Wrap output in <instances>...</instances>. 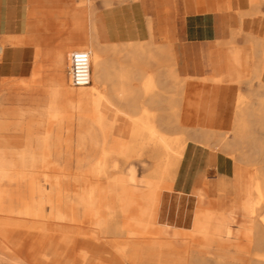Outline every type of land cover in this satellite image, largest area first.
Wrapping results in <instances>:
<instances>
[{
	"label": "bare ground",
	"instance_id": "obj_1",
	"mask_svg": "<svg viewBox=\"0 0 264 264\" xmlns=\"http://www.w3.org/2000/svg\"><path fill=\"white\" fill-rule=\"evenodd\" d=\"M249 3V10L239 12L242 19L264 14V0ZM89 35L91 83L74 87L69 78L68 86L97 93L90 116L103 127L108 149L96 158L65 150L69 139L51 138L69 114L84 111L86 101L78 99L74 109L63 112L53 98L41 153L27 160L22 149L0 151L5 164L0 167V264H264V141L256 136L264 132V102L254 108L238 95L229 131L200 128L187 110L198 113L201 92L195 93L196 102H187L188 87L193 80L221 79L181 77L170 46L152 39L103 45L95 22ZM248 38L262 55L261 71L254 72L264 88V39ZM118 51L125 52L123 71L105 77L116 62L105 57ZM148 64L154 71L147 74ZM116 79L123 85L110 98L130 106L138 101L139 118L114 108L101 93L105 80ZM149 103L156 112L145 106ZM232 130L234 141L227 137ZM191 144L233 157L239 151L240 161L250 165L244 188L234 185L233 208L227 207L231 191L222 184L217 196L209 195L207 177L198 188L179 183ZM123 166L126 175L120 173ZM112 182L115 197L106 199Z\"/></svg>",
	"mask_w": 264,
	"mask_h": 264
},
{
	"label": "crops",
	"instance_id": "obj_2",
	"mask_svg": "<svg viewBox=\"0 0 264 264\" xmlns=\"http://www.w3.org/2000/svg\"><path fill=\"white\" fill-rule=\"evenodd\" d=\"M80 1L0 0V39L13 38L0 43V48L3 49L0 54V85L4 79L31 77L40 64L52 66L53 75L51 77L57 76L59 81L66 80L65 73L57 67L58 50H67L66 48L70 46L87 44L91 39L89 35L92 25L91 9L79 5ZM249 4V0H138L131 6L100 9L95 15L94 22L101 44L149 42L151 39L155 44L162 43L165 41L161 36L166 33L169 42L182 45L180 50L184 52V49L185 51L200 49L216 40H222L223 33H228L229 28L235 27L238 22L239 28L232 31L230 42L235 41L233 35L240 30L242 34L239 36H244L245 40L250 35L259 37L247 32L246 29L248 27L261 28L260 23L263 19H242L240 15L237 19L235 15L249 10ZM149 24H151L150 27ZM259 38L264 39V36ZM39 54L42 58L37 61ZM228 55L229 49L224 53H217L215 59L211 56L207 61L208 66L223 69L221 74L201 77L181 76L180 62L175 55L177 70L181 77L221 79L218 83L206 82L214 85L208 89L209 96L206 94L204 96L208 98L210 107L207 108L206 119L198 120L200 128L221 129L228 122L226 117L229 113L226 112L231 105L232 97L230 87L225 86L231 83V72L227 63ZM113 59L111 57L110 62L113 63ZM120 59L117 58L114 68L107 69L105 77L117 76L120 71H123V67L119 65H123L125 57L122 56ZM236 80V78L233 79V81ZM122 85V81L117 79L112 83L105 80L101 84V91L111 93L119 90ZM8 93L4 92L0 99V151H14L21 150L23 147L36 146L37 139L47 134L46 123L51 113V98L41 92H25V96H16V100L20 103L28 101L31 103L30 107L27 109L8 108L3 105L8 100ZM238 95L239 92L235 100L233 119L229 122L231 123L230 129L233 125ZM110 102L116 109L126 111L125 113L134 119L141 116L138 101L131 106L121 104L117 100H110ZM91 103V100L85 101L83 112L69 114V117L51 132V138L69 139L70 145L65 146V150L70 149L73 152L83 150L87 155L99 158L108 149L105 142L108 137L103 127L90 116ZM148 108L151 109L150 103ZM204 123H209L212 128L205 127ZM74 128H77V140L75 141L72 136ZM116 132V130L112 132L111 139L115 138ZM19 133L25 134L20 136ZM30 139L34 141L29 142ZM56 148L53 144V149ZM90 149H99V151L92 153ZM145 155L148 163H151L149 157L153 155V152L148 150ZM185 164L188 168L179 178V183L185 188L189 186L198 188L204 186L203 178L207 177L210 180L209 195L218 194L220 177L228 172L227 168L229 169L225 158L219 153L207 151L201 145L191 144L183 167ZM90 167L91 163L88 168ZM124 168L125 166L122 167L123 170L120 173L125 172L123 175H126ZM211 172L215 173L214 176H210ZM180 193L191 195L183 191Z\"/></svg>",
	"mask_w": 264,
	"mask_h": 264
},
{
	"label": "rangeland",
	"instance_id": "obj_3",
	"mask_svg": "<svg viewBox=\"0 0 264 264\" xmlns=\"http://www.w3.org/2000/svg\"><path fill=\"white\" fill-rule=\"evenodd\" d=\"M138 0H81L79 5L81 6H86L91 9V16L92 20L91 22L93 23L94 18L96 13L100 9H107V8H114L118 6H131ZM110 3V4H109ZM262 10H264V5L262 6ZM94 11V12H93ZM237 16V19L239 18V13L235 14ZM241 17V15H240ZM250 18V17H248ZM254 18H261L263 19L260 23L261 28L259 29H253L248 27L246 29L247 32L253 33L259 37L264 36V14L257 15L256 17H251L250 19ZM151 24H149V27ZM239 28V22L238 25L235 27L229 28V32H224L221 39L222 40H216L213 43L207 44L206 46H202L200 49H194V50H187L184 52H181L180 47L182 45L177 44L176 42H169V37L166 36V33L163 34L162 40L165 42H160L156 43L157 45H169L170 49L172 50L173 54L176 55L178 58V61L180 62V74L181 76H192V77H201L205 75H218L223 72V69L217 67V68H212L211 66H208V59L212 56V59H215V55L217 53H224L225 51H228L229 49V55H228V66L229 70L231 72V79L230 82L233 83H227L225 86L230 87L232 97H231V105L229 109L227 110V124L225 123L224 126L221 129H216L222 132H226L230 130L231 123H229L233 119V112H234V105H235V100L237 97V94L239 92V95L243 96L247 100V104L251 105L254 108H259V105H261L264 102V88L261 87V84L259 83L258 79H256V74H258L261 71V59L262 55L261 53L257 52L255 49H253L252 44L253 42L249 41L250 39L247 38L245 40L244 36H239L242 34V30L237 31L236 34L237 38L235 41H231V33L232 31H235ZM9 39H13L11 37H4L0 39V43L3 41H7ZM223 43V44H222ZM225 43V44H224ZM123 44V43H121ZM117 44V45H121ZM106 45V44H103ZM110 45H115V44H110ZM221 45V46H220ZM168 46V47H169ZM58 50V64L57 67L63 71L66 75V80L65 81H59L57 76L51 77L53 75L52 72V66L50 67L49 65L43 66L39 65L38 69L34 72V74L29 77V78H12V79H4L1 82L0 85V96L3 95L4 92H9L8 93V100L4 102V106L11 108V107H22L23 109H27L30 107L31 103L30 102H22L20 103L19 101L16 100V96L19 95H26L24 94L25 92H41L47 94L51 100L53 101V98L57 100L59 103V109L63 112H67L69 107L74 109V106L76 104V101L78 99L81 100H86L87 102L91 100L96 92L91 93L90 89H72L68 86V71H69V55L71 52L76 51V50H85L88 51L90 50V42L87 44L83 45H75V46H70L68 48ZM63 51V52H61ZM3 49L0 48V54H2ZM120 52V53H119ZM61 53H63L61 55ZM64 56V57H63ZM125 56V52L123 51H118L114 54L108 53L107 57H105L106 60L110 61L111 57H113V61L115 62L117 58ZM117 57V58H116ZM42 56L39 54L37 56V61H40ZM1 59V56H0ZM121 60V59H120ZM140 60V59H139ZM142 60V59H141ZM148 60V59H147ZM150 60V59H149ZM119 61V60H118ZM122 61V60H121ZM124 61V59H123ZM258 64V65H257ZM120 66L123 67L122 64ZM258 69V70H256ZM114 71V70H113ZM147 74L148 72L150 73L151 71H154L153 65L151 66L150 64L147 65V67L144 70ZM256 74H255V72ZM134 72V71H133ZM137 74V72L133 73V75ZM237 79L235 82L233 79ZM94 83V81H93ZM134 85L139 86V82L135 80L133 81ZM214 84L212 83H203L199 84L194 80L191 82V86H189L188 92V97H187V102H196L197 97L195 96V93L198 92V90L202 93L201 98L199 99V111L197 114L194 115V111L191 109L187 110L188 112V117L191 120L198 121L201 120L203 121L206 119V114H207V108L210 107L208 104V98L204 97L205 94L209 96L208 89L209 87H212ZM218 86V85H215ZM251 86V87H250ZM105 88V86H103ZM250 87V88H249ZM101 91V89H100ZM242 91V92H241ZM68 92H72L75 97L68 98L67 94ZM104 97L110 102L112 100L110 98L111 93H106L104 91H101ZM93 94V95H92ZM185 95V94H184ZM181 96V95H180ZM183 97V96H182ZM144 101V100H143ZM112 104V103H111ZM147 108L148 106L145 105ZM114 107V106H113ZM115 108V107H114ZM149 110H154L156 112L157 108H154L153 105L150 104ZM238 109V108H237ZM57 110V109H56ZM70 110V109H69ZM85 110V109H84ZM54 111L51 109V112ZM105 115V114H103ZM67 116L66 118H68ZM188 118V119H189ZM205 127L207 128H212V126L209 123H204ZM118 132H116L117 134ZM25 133H19L20 136H23ZM73 136V141L77 140V128H74L72 132ZM256 136L264 141V132L261 130H258L256 132ZM231 141H234L235 139V130H232L231 133L228 134L227 136ZM26 141V140H25ZM34 141V139H30L29 142ZM44 136L40 137L36 141V146L32 145L30 147H23L22 152L25 157H28L27 160L30 158L34 157L35 154L39 155L42 151V145L44 144ZM196 147V146H195ZM191 149V145L189 147ZM206 149V148H205ZM209 152H215L218 153L225 158L228 161V166L229 169L227 168V173L223 175V178L220 177V184H222L223 187L228 188L231 193H229L230 200L227 204V207L233 208L234 205L236 204V198H237V192H235V186L234 185H239L242 186L241 188H244L243 185L246 182L248 171L251 169L250 165L247 163H243L240 161L238 153L239 151H236V153L233 155L228 154L227 152H221L216 150L215 148H210L206 149ZM213 150V151H212ZM216 150V151H215ZM26 151V152H24ZM90 151L97 152L99 149H90ZM231 151V150H230ZM238 156V157H237ZM234 158L231 159V158ZM239 159V160H238ZM236 161H239L236 163ZM0 167H5V164L0 163ZM248 167V168H247ZM186 164L184 165L182 173L187 169ZM224 169H226L224 167ZM226 171V170H225ZM119 172H115L114 174H117ZM215 174V173H214ZM214 174L211 172L210 176H214ZM226 175V176H225ZM229 176V177H228ZM209 177V175H208ZM225 177V178H224ZM225 181V182H224ZM229 181V182H228ZM111 186L113 188L110 190L105 191V197L106 199L112 197H115L116 190H115V183H111ZM204 185V184H203ZM178 192H180L178 189H176ZM229 191V192H230ZM240 197L238 198V201L241 202L243 200L244 195L241 193ZM211 197H215L216 195H210Z\"/></svg>",
	"mask_w": 264,
	"mask_h": 264
},
{
	"label": "built area",
	"instance_id": "obj_4",
	"mask_svg": "<svg viewBox=\"0 0 264 264\" xmlns=\"http://www.w3.org/2000/svg\"><path fill=\"white\" fill-rule=\"evenodd\" d=\"M69 78L74 87L88 86L91 83L90 53L76 50L69 55Z\"/></svg>",
	"mask_w": 264,
	"mask_h": 264
}]
</instances>
